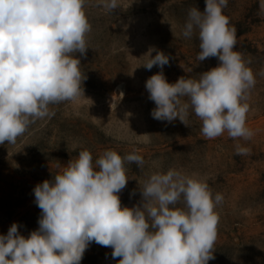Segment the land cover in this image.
I'll list each match as a JSON object with an SVG mask.
<instances>
[{
    "label": "clouds",
    "instance_id": "clouds-1",
    "mask_svg": "<svg viewBox=\"0 0 264 264\" xmlns=\"http://www.w3.org/2000/svg\"><path fill=\"white\" fill-rule=\"evenodd\" d=\"M101 4L108 11L120 7L118 0ZM227 4L206 0L203 12L190 8L182 32L190 39L198 30V61L217 57L219 65L198 80L181 77L172 84L161 71L145 87L156 105L154 119L178 118L188 126L191 109L202 122L204 137L227 132L234 140L247 141L253 136L246 126L247 100L256 79L234 50L236 29L223 12ZM84 6L85 0H0V144H15L37 119L54 115L49 105L84 96L85 76L76 56L86 54L91 31ZM146 55L143 66L148 70L169 63L161 51L149 49ZM249 151L236 145V155ZM125 162L139 167L144 160L134 152L122 157L105 150L93 163L84 149L54 180L37 184L33 193L41 210L39 228L26 238L13 223L7 235H0V264H80L92 242L112 248L118 264H208L214 259L215 209L223 196L213 197L203 180L169 169L139 184V205L122 206ZM181 202L184 207H177Z\"/></svg>",
    "mask_w": 264,
    "mask_h": 264
},
{
    "label": "rangeland",
    "instance_id": "rangeland-1",
    "mask_svg": "<svg viewBox=\"0 0 264 264\" xmlns=\"http://www.w3.org/2000/svg\"><path fill=\"white\" fill-rule=\"evenodd\" d=\"M264 0H228L223 12L236 29L235 51L252 70L256 83L247 103L246 126L250 140L232 139L227 132L208 139L202 122L189 110L185 126L156 120V107L145 84L163 71L172 84L179 78L199 79L220 63L217 57L198 61V30L192 38L182 35L190 8L203 12L206 0H118L108 11L101 0H85L84 11L91 31L80 59L85 76L84 96L75 102L49 105L50 117L37 119L15 144H0V235L13 223L26 238L39 228L41 210L33 189L62 173L80 150L91 152L93 163L105 150L122 157L142 156L144 163L125 162L128 182L119 193L122 206L140 204L139 184L154 172L174 169L203 180L213 197L223 201L219 216L214 259L208 264H264ZM149 49L163 52L169 63L161 69L147 63ZM156 55V51L151 53ZM249 154L236 155V145ZM134 193V194H133ZM177 207H184L183 202ZM112 248L92 242L80 264H118Z\"/></svg>",
    "mask_w": 264,
    "mask_h": 264
}]
</instances>
